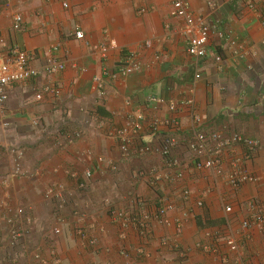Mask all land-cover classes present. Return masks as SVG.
<instances>
[{"label": "crops", "instance_id": "obj_1", "mask_svg": "<svg viewBox=\"0 0 264 264\" xmlns=\"http://www.w3.org/2000/svg\"><path fill=\"white\" fill-rule=\"evenodd\" d=\"M188 1L211 29L207 56L198 65L187 53L182 23L170 16L173 0H0V61L19 48L37 69L52 59L65 66L12 85L0 109V213L13 218L25 211L15 247L8 245L9 226L0 235V264H264V227H243L264 211V0H255L257 11L245 7L246 0H215L216 10L209 0ZM18 13L23 23L16 31ZM76 29L84 39H75ZM221 34L236 39L244 52L235 54ZM102 43L109 46L104 60L94 50ZM133 53L140 70L105 78L106 95L97 98L93 78L103 67L117 71ZM196 71L202 77L192 96L202 130L259 142L249 159L242 146L224 152L218 173L194 167L187 146L191 108L173 113L167 106L190 97ZM150 96L166 104L154 109ZM137 111L147 119L144 130L119 139L115 132ZM154 120H174L178 127L152 134ZM170 137L178 141L169 157L176 167L159 154L140 153L144 146L161 148ZM13 149L24 154L19 176L13 175ZM236 161L261 182L232 188L226 179ZM155 175L170 181L153 185ZM57 187L64 207L47 198ZM161 207L170 225L154 218ZM116 214L130 221H117ZM147 216L148 230L142 231L138 221ZM58 217L62 233L55 235ZM80 229L95 246L78 235ZM227 239L237 242L238 251Z\"/></svg>", "mask_w": 264, "mask_h": 264}, {"label": "built area", "instance_id": "obj_2", "mask_svg": "<svg viewBox=\"0 0 264 264\" xmlns=\"http://www.w3.org/2000/svg\"><path fill=\"white\" fill-rule=\"evenodd\" d=\"M209 5L212 9H217V3L215 0H209ZM64 8H68V4H63ZM245 7L250 10H258L255 0H246ZM170 16L176 20H179L182 23V32L185 38L187 39L188 47L187 53L193 59L196 60L197 65L200 61L204 60L207 56V45L209 43V36L211 29L206 25L205 20L202 17L196 16L192 10L191 4L188 0H173L172 8L170 11ZM23 23V16L21 14H16L14 16V24L13 28L16 31L21 29ZM262 29L264 30V23L262 24ZM74 37L77 40L84 39V32L80 29H76L74 32ZM221 38H225L229 47L234 50L235 54H242L244 52V46L241 45L236 39L231 38V36H226L225 34L220 35ZM5 46V41L0 33V50ZM150 43H146L145 47L149 48ZM58 47H54V51L56 52ZM94 50L97 51L102 60L106 59L109 53V46L106 43H102L101 45L94 47ZM137 53H133L125 58V62L123 65L115 72L110 71L108 68L103 67L102 74L95 76L93 78L92 91L97 95V98L103 99L106 95L105 92V78H115L116 76L126 77L131 75L138 70H140L141 65L137 61ZM65 68L64 64L58 62L55 59L50 60L47 65L42 69H37L32 65V57L24 50L19 48L14 49L10 52L3 60L0 61V109L4 107L9 99V88L12 85L23 83L26 81H30L39 77L42 73L47 75H53L59 71H63ZM201 73L196 71L194 81L190 87V97L186 99H182L180 101H171L167 104L169 111L173 113H178L183 109H190L192 113V136L188 142V149L191 153L194 161V167L198 170H208L212 172H219L223 168V160L222 154L224 152H229L234 149L235 146H242L246 149V158L249 159L256 151L259 146V142L253 139H249L241 134L233 133L230 135H226L222 132H218L215 130H210L208 132L202 130L203 121L201 117L196 113L195 110V99L192 96V93L195 90V86L198 81L201 79ZM46 92H55V89L51 87L45 88ZM150 107L154 109H158L160 106L165 105V101L162 99L150 96L147 101ZM128 126L125 129H120L115 132V135L121 139L124 138L129 131L141 132L144 130L146 124V117L142 112H135L129 118ZM162 126H172L178 127V124L174 120L167 121H159L154 120L150 124V129L152 134H156L159 132ZM74 138H80L81 133H76L73 135ZM178 146V141L175 138H168L161 148H152L149 146H144L141 148L140 153L148 154L155 153L159 154L165 159H167L168 164L171 167H176L177 163L169 161V157L172 151ZM11 153L15 159V167L13 171L14 176H19L22 173L21 161L23 159V152L18 149H13ZM239 161H236L233 165V170L227 174V183L232 188H239L243 184H258L261 182L259 177L251 175L242 167ZM87 178L92 177V171L88 170L85 173ZM161 181H170L169 176L155 175L152 180V184L156 185ZM183 198L188 199L190 196V192L188 190H184ZM47 198H53L57 201L59 207H64L65 200L62 196L61 189L57 187V189H50ZM202 206L200 202L198 204ZM225 212L227 214L232 213V208L230 206L225 208ZM25 214L24 209H18L16 211V215L12 218L6 216L3 213H0V235L5 230V225L10 227L9 232V240L8 245L10 247H15L19 240L21 239L24 232L18 226V220L22 218ZM167 209L165 207H161L157 210V214L154 217L156 221L163 225H170V221L166 218ZM114 219L120 222L128 223L130 221V217L126 214H116L114 215ZM150 217H145V219L138 221L142 231L148 230V222ZM28 222H32L31 219H28ZM58 226L53 229V233L55 235H59L62 233L61 225L63 224V220L58 217L57 218ZM264 227V211L258 210L251 219L244 221L243 227L245 229H251L254 227ZM176 227L178 231H182L183 224L181 221H176ZM78 235L81 238L88 239L87 231L84 229H80L78 231ZM89 245L95 246L96 240L93 238L88 239ZM164 246H169L168 241H162ZM227 246L231 251H238V244L233 239H227ZM1 246V245H0ZM40 260V257H37Z\"/></svg>", "mask_w": 264, "mask_h": 264}]
</instances>
